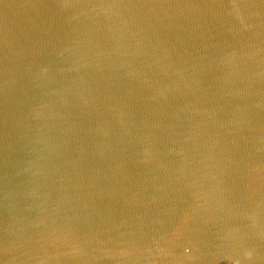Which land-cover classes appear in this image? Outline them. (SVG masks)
<instances>
[{"label":"water","instance_id":"1","mask_svg":"<svg viewBox=\"0 0 264 264\" xmlns=\"http://www.w3.org/2000/svg\"><path fill=\"white\" fill-rule=\"evenodd\" d=\"M0 264H264V0H0Z\"/></svg>","mask_w":264,"mask_h":264}]
</instances>
